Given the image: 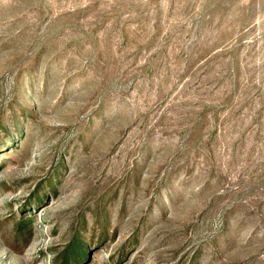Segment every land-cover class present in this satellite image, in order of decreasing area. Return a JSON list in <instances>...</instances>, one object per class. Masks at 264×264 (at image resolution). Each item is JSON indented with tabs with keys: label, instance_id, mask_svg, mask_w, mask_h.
<instances>
[{
	"label": "rangeland",
	"instance_id": "obj_1",
	"mask_svg": "<svg viewBox=\"0 0 264 264\" xmlns=\"http://www.w3.org/2000/svg\"><path fill=\"white\" fill-rule=\"evenodd\" d=\"M0 264H264V0H0Z\"/></svg>",
	"mask_w": 264,
	"mask_h": 264
}]
</instances>
